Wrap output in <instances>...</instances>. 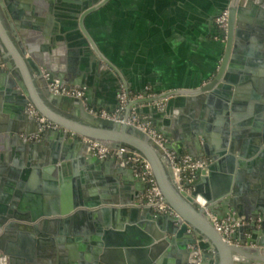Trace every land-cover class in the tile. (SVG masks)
Wrapping results in <instances>:
<instances>
[{
	"label": "water",
	"instance_id": "1",
	"mask_svg": "<svg viewBox=\"0 0 264 264\" xmlns=\"http://www.w3.org/2000/svg\"><path fill=\"white\" fill-rule=\"evenodd\" d=\"M15 1L20 5L16 12L9 0H0V104L3 99L8 112L0 115V225L4 224L0 237L11 226L23 229L18 230L26 239L22 264H209L208 257H217L216 264H264V198H246L239 184V173L247 163L244 158L257 154V159L264 154V146L260 147L264 128L248 148L237 143L235 119H229L228 108L236 92L226 69L236 59L239 36L245 37L252 30L251 14L264 5V0L228 1L227 27L219 33L225 37L224 52L210 79L194 87L150 94L145 89L142 96L128 100L124 117L141 102L168 104L174 96H183L180 109L192 118L181 116L185 122L171 119L167 126H158L165 138L162 144L136 124L119 121V114L109 118L92 111L101 108L91 100L95 78L115 82V92L122 86L129 89L122 72L85 25L88 14L110 0ZM63 20L72 25H65ZM35 30L40 31L38 36L33 34ZM54 80L59 86L79 87L84 95L54 92L49 86ZM212 92L221 98L214 102ZM29 101L63 127L40 128L36 116L28 111ZM195 105L202 107L203 113H195ZM211 105L219 113L214 136ZM36 133H42L41 137L36 138ZM91 140L140 150L151 164L163 199L174 212L157 211L139 197V183L144 187L143 181L123 159L93 154ZM166 149L186 151L197 158L205 156L208 162L179 188ZM78 167L90 170L94 175L89 182L95 177L101 186L76 182ZM31 168L59 178L63 190L64 180L72 181L71 190L61 192L67 198L66 204L56 209L59 215L49 206L23 202L25 190L23 198H18L25 184L32 186L18 180V175ZM188 185L193 186L191 191L186 190ZM197 195L217 217L239 218L229 241L195 201ZM52 203L57 204V200ZM24 207L31 209L29 214ZM55 239L76 241L86 259L75 261L55 244ZM6 253V248L0 252V264Z\"/></svg>",
	"mask_w": 264,
	"mask_h": 264
},
{
	"label": "crops",
	"instance_id": "2",
	"mask_svg": "<svg viewBox=\"0 0 264 264\" xmlns=\"http://www.w3.org/2000/svg\"><path fill=\"white\" fill-rule=\"evenodd\" d=\"M9 1V4H13L12 10L16 12L19 3L14 0ZM228 1L110 0L88 14L85 25L102 52L128 81L130 93L140 92L143 95L145 89L148 90L147 94H150L149 91L154 93L175 87H194L210 79L219 67L224 52L225 37L219 34L214 18L226 7ZM260 9H256L251 14L252 30L249 29L245 37L239 36L240 46L235 52L236 59L234 58L230 67H226L229 70L228 76L233 79L231 82L233 91L236 92L235 100L231 97L228 103L229 119H235L237 143L246 148L251 145V139H256L264 128V5H260ZM62 23L72 25L68 20H63ZM39 32L35 30L33 34L38 36ZM92 85L91 100L100 104L101 108L115 112L119 91L115 92L117 90L115 82L108 84L97 77ZM212 93L214 102L221 98L219 93ZM5 103L2 99L0 115L8 114L4 109ZM182 104L183 96L178 95L168 104L162 101L141 102L132 106L131 111H136L141 121L144 120L157 129L158 126H167L171 119L185 122V117L192 118L188 116L187 111L180 109ZM194 108H196L195 113H203L202 107L195 105ZM209 113L211 133L214 136L217 133L219 113L213 105L210 106ZM53 121L59 124L58 128L63 127L55 119ZM41 134L36 133L35 137L39 138ZM77 136L86 139L79 133ZM263 146L264 142L260 147ZM130 148L138 150L134 146ZM256 155L244 158L247 163L239 173L240 189L248 199L264 198V154L257 159ZM92 175L87 168L78 167L79 178L76 182L92 183L99 188L101 184L97 178L93 177V182H89ZM19 179L32 185L26 187L25 184L26 186L20 189L22 191L18 194L19 199L23 198L25 190L23 202L49 206L55 211V215H59L56 209H61L66 204L64 201L67 198V195H61V192L71 190V180H64L68 189H60L59 178L45 176L40 168L21 171L18 175ZM46 184L50 189L45 188ZM139 186L141 188L139 197L143 198L144 187L141 182ZM192 189L193 186H186L187 191ZM53 199L57 200V204L52 203ZM23 211L29 214L31 209L24 207ZM18 222L27 221L18 220ZM9 229L3 241L7 249L3 264H22L26 259L22 249L26 239L24 235L18 233V230L23 229L19 226H11ZM51 235L55 236L54 233ZM55 244L61 245L75 261L86 259L84 250L76 241L55 239ZM216 258L208 257V263L216 264ZM132 259H134L133 255Z\"/></svg>",
	"mask_w": 264,
	"mask_h": 264
},
{
	"label": "built area",
	"instance_id": "3",
	"mask_svg": "<svg viewBox=\"0 0 264 264\" xmlns=\"http://www.w3.org/2000/svg\"><path fill=\"white\" fill-rule=\"evenodd\" d=\"M214 21L219 33L225 32L228 22V10L226 7L219 11V13L215 16ZM2 64L3 62L0 59V65ZM49 86L54 92L79 97L84 95L83 89L72 86H59L57 80L50 82ZM141 95L142 94L140 92L130 93L128 90L120 88L117 92L118 105L115 112L108 111L104 108H94L92 111L95 114L109 118H116V115L119 114L120 116L117 118L119 121L136 124L156 142L162 144L165 141L162 133L154 127L148 125L146 122L141 121L136 111H130V114L127 117L123 116L124 106L128 100L140 97ZM28 111L36 116V119L40 123V128L59 127L57 122L40 113L36 106L31 102L28 103ZM90 148L93 154L99 157L115 156L117 159H123L125 163L132 169L133 173L143 181L145 185L143 194L144 201L151 204L152 207L157 211L170 213L174 212L172 207L163 199L161 190L154 177L151 164L142 153L136 149L127 148L126 146L115 147L97 140H91ZM166 154L169 157L174 172V179L179 188H182L184 181L193 179L198 170L202 167H205L208 162V159L205 157H193L187 152H176L171 149H166ZM195 201L205 209L213 226L221 234L223 239L229 241L230 232L233 230L234 225L239 224V218L231 220L229 216L217 217L216 214L210 212L206 208L205 199L199 195L195 197Z\"/></svg>",
	"mask_w": 264,
	"mask_h": 264
},
{
	"label": "flooded vegetation",
	"instance_id": "4",
	"mask_svg": "<svg viewBox=\"0 0 264 264\" xmlns=\"http://www.w3.org/2000/svg\"><path fill=\"white\" fill-rule=\"evenodd\" d=\"M4 224H2V225H0V235H1V233H2V230H3V226ZM7 234V233H6ZM6 234H4V236L0 239V241H1V243L3 244V241H4V239H5V236H6ZM3 247L1 248L0 247V252H4V248H6V247H4V245H2Z\"/></svg>",
	"mask_w": 264,
	"mask_h": 264
}]
</instances>
